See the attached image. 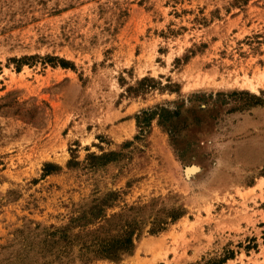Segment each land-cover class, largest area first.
Returning a JSON list of instances; mask_svg holds the SVG:
<instances>
[{
	"label": "rangeland",
	"instance_id": "1",
	"mask_svg": "<svg viewBox=\"0 0 264 264\" xmlns=\"http://www.w3.org/2000/svg\"><path fill=\"white\" fill-rule=\"evenodd\" d=\"M45 263L264 264V0H0V264Z\"/></svg>",
	"mask_w": 264,
	"mask_h": 264
},
{
	"label": "trees",
	"instance_id": "2",
	"mask_svg": "<svg viewBox=\"0 0 264 264\" xmlns=\"http://www.w3.org/2000/svg\"><path fill=\"white\" fill-rule=\"evenodd\" d=\"M138 119L139 123H142L141 118ZM143 120L146 119L143 118ZM121 229L123 231L120 230L111 236L103 235L102 232H88L86 235H78L75 238H70L68 233L61 230L46 232L41 241V258L51 256V262L55 260L62 262L63 258L70 255L72 248H77L81 254L80 259L84 263L97 258L119 260L123 255L132 252L135 233L131 225L123 226Z\"/></svg>",
	"mask_w": 264,
	"mask_h": 264
}]
</instances>
